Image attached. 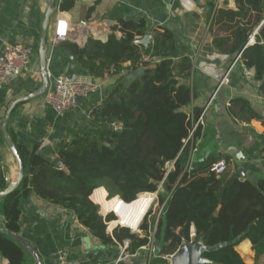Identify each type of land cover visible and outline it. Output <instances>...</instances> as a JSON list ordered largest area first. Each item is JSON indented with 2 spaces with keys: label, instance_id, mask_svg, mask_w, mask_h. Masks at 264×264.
<instances>
[{
  "label": "trees",
  "instance_id": "16d2710c",
  "mask_svg": "<svg viewBox=\"0 0 264 264\" xmlns=\"http://www.w3.org/2000/svg\"><path fill=\"white\" fill-rule=\"evenodd\" d=\"M75 4L76 0H61L60 8L68 12ZM234 4V8L214 13L212 26L221 24L227 34L214 43L222 52L241 55L246 68L255 71L264 95V0H234ZM116 31L123 37L113 33L105 43L89 38L84 48L67 46L92 77L139 68L143 69L141 75L117 81L90 110L93 122L103 127L100 137H73L61 146L53 162L35 155L28 161L21 154L24 180L16 192L0 201L5 228L19 233L20 200L35 191L43 200L73 212L102 243L129 241L127 250L132 254L150 244L149 236L155 230L158 255L171 256L184 242L192 241L194 228L195 240L201 238L210 247L224 245L204 254L212 264H245L239 251L244 242L252 246L253 264H264V177L256 181L242 179L239 173L219 177L212 167L220 158L193 167L192 155L202 126H197L187 144L185 141L202 111L185 112L194 94L182 82L193 68L192 60L177 59L179 52L169 32L153 33L148 47L137 44L146 34L144 22L121 20ZM252 37L255 43L250 45ZM127 63L130 67H124ZM116 125L122 129L116 130ZM58 162L62 168H57ZM169 162H173L172 171L167 168ZM6 187L0 167V192ZM155 193L160 209L154 219L150 209L139 227L141 235L127 228L108 233L107 226L112 230L126 223L131 228L133 216L143 206L140 196ZM100 207L117 219L113 214L104 218ZM0 252L9 264L25 261V249L1 233Z\"/></svg>",
  "mask_w": 264,
  "mask_h": 264
},
{
  "label": "crops",
  "instance_id": "0c3cea01",
  "mask_svg": "<svg viewBox=\"0 0 264 264\" xmlns=\"http://www.w3.org/2000/svg\"><path fill=\"white\" fill-rule=\"evenodd\" d=\"M48 2L0 0V52L6 44L30 46L36 52L34 72L21 76L10 87L0 89V167L7 185L14 181L17 165L5 143L2 121L13 101L34 92L42 84L37 50ZM234 7V0H76L74 7L60 16L68 19L72 27L66 40L52 43L53 26L50 28V89L55 86L56 78L64 76L69 80H90L100 90L80 99L77 106L64 116L44 105L43 97L20 104L8 124L20 153L28 161L35 155L53 162L58 159L61 146L73 137L84 134L100 137L103 127L93 122L90 110L101 103L106 90L117 81L133 80L143 69L135 72L127 69L120 75L95 78L80 65L67 44L84 48L89 38L103 43L113 33L121 38L122 34L116 28L124 20L144 22L146 33L151 36L155 32L171 33L179 52L177 59L187 57L192 60L193 68L182 79L194 94V100L185 112L202 111L198 118L202 136L196 142L192 164L196 167L204 160L220 158L228 161V178L235 175L234 171L250 181L264 177V95L260 90L261 83L255 79V71L246 68L241 55L222 52L214 43L216 38L227 35L221 24L212 26L214 13ZM54 20L55 16L52 24ZM82 21L88 26H83ZM130 65L127 63L124 67ZM225 77L228 83L223 84ZM142 207L144 209L145 205ZM0 217L4 218L1 224L5 227L1 205ZM135 223L131 222V229L140 225L136 227ZM18 225V234L38 251L43 264H55L60 258L83 264H171L167 256L153 254L147 247L133 254L128 250L123 252L129 241L123 244L115 241L113 245L102 243L80 224L73 212L43 200L35 191L20 200ZM124 228H129L126 223ZM108 233L112 235L113 232ZM243 248L247 249L246 253L242 251L243 255L246 254L252 262L251 244L244 242L239 251ZM24 254L23 264H36L30 253L25 250ZM0 264H9L1 252Z\"/></svg>",
  "mask_w": 264,
  "mask_h": 264
},
{
  "label": "built area",
  "instance_id": "2783aa9c",
  "mask_svg": "<svg viewBox=\"0 0 264 264\" xmlns=\"http://www.w3.org/2000/svg\"><path fill=\"white\" fill-rule=\"evenodd\" d=\"M61 0H58V11L55 15L54 23L52 24L51 32L52 36L51 42L58 44L60 39L67 37L70 33L72 27L68 19L60 17L63 13L60 8ZM264 21L262 22V25ZM61 26L65 27L64 31H61ZM123 35H121V38ZM255 43L254 37L249 41V44L252 45ZM36 62V52L34 48L26 45H12L6 44L4 49L0 52V89L10 87L16 80L21 76L30 74L34 72V64ZM115 70H112V72ZM223 84L228 83V78L225 77L222 81ZM100 90V87L94 82L87 79H75L69 80L64 76H60L55 79V86L48 90L46 95L43 97L44 105L54 109L59 116H64L68 111L72 110L78 104V99H84L89 97L92 94L97 93ZM200 124V120L194 126L189 138L185 141L187 144L193 137L197 126ZM116 130H121V125L114 126ZM228 163L225 160H220L215 163L212 167V172L217 176L221 177L228 173ZM233 174H236L234 171ZM155 199L158 198V193L151 194ZM152 206V205H151ZM148 209L146 215L151 209ZM145 215V216H146ZM145 218V217H144ZM143 218V220H144ZM143 222V221H142ZM142 224V223H141ZM140 231H138L139 233ZM155 230L151 232L149 236L150 244L146 246L149 248L151 253L156 254L157 248L155 247L154 239ZM191 240L194 241L196 238V232L194 228L191 229L190 234ZM129 247V242H126L123 247V252H125ZM144 247V248H146ZM63 254V252H60ZM171 257V256H170ZM55 264H83L79 261L73 260L68 261L64 258H60L59 261Z\"/></svg>",
  "mask_w": 264,
  "mask_h": 264
},
{
  "label": "water",
  "instance_id": "95a60500",
  "mask_svg": "<svg viewBox=\"0 0 264 264\" xmlns=\"http://www.w3.org/2000/svg\"><path fill=\"white\" fill-rule=\"evenodd\" d=\"M57 11H58V0H49L47 10H46L43 23H42V30H41L40 40H39V45H38V50H37V59H38V65H39L40 75L42 79V84L34 92L28 95L22 96L16 99L15 101H13L8 106L4 119L2 121V134H3L5 143L9 151L11 152L16 162L17 174H16L14 181L9 183L7 187L2 192H0V201H3L5 198L9 197L14 192H16L21 186L24 180V177H25V165H24L21 153L9 133L8 124H9V121L11 119V116L14 110L20 104L42 98L46 95V93L50 89V77H49V72H48L49 35H50V28L52 25V21ZM82 25L88 26V23L86 21H82ZM112 31H114V29H112ZM88 35H91V33L88 32ZM66 38L67 37L61 38L60 42L65 41ZM151 40H152V36L149 33H146L144 38L137 41V44L148 47L149 44L151 43ZM86 43L87 41H85V44ZM79 102H80V99H78V103ZM62 166L63 164L61 162H58L57 168H62ZM193 167H195V165H193ZM167 168L169 171H172L173 162H169L167 164ZM241 176H242V179H244V175L242 174ZM100 214L103 215L102 212ZM114 216L116 217V215ZM3 222H4V218L0 217V233L5 235L8 238H11L12 240L16 241L19 245H21L28 253H30L35 258L36 264H43V260L40 254L38 253V251L20 234L13 233L9 231L8 229H6L1 224ZM222 248H224V245H216L213 247L207 246L203 243L201 238H197L194 241L184 242L182 247L178 251H176L173 255H171L170 263L171 264H212V261L204 257V254L213 253Z\"/></svg>",
  "mask_w": 264,
  "mask_h": 264
},
{
  "label": "rangeland",
  "instance_id": "374dc122",
  "mask_svg": "<svg viewBox=\"0 0 264 264\" xmlns=\"http://www.w3.org/2000/svg\"><path fill=\"white\" fill-rule=\"evenodd\" d=\"M145 196H153V195H147V194H145V195H143L142 196V198L144 199V203H143V205H145V207L148 205L147 203V200H146V197ZM145 197V198H144ZM154 197V196H153ZM153 201H154V198L152 199V201H151V203H150V205H149V207H148V209L150 208V206H151V209H153V212H154V215L151 217V219H154V218H157V214H158V212H159V209H160V207H159V203H158V198L157 199H155V201H154V203H153ZM153 203V204H152ZM96 204V203H95ZM98 205V204H97ZM142 209H143V207L141 208V210H140V212L138 213V215H140L141 217L143 216V217H145V215H146V213H147V211H146V213H142ZM102 212V210H101V207H100V213ZM102 216L104 217V218H106L108 215H110V214H113V215H115L114 213H109V214H104L103 212H102ZM116 219H117V216H116ZM109 224V223H108ZM117 228H122V227H120V226H116ZM117 228H115V229H117ZM127 229H129V228H127ZM107 230L109 231V232H113V230H114V228L112 229V230H110L109 229V226H107ZM129 231H131V233H134V234H137V235H141L140 234V232L138 233V232H133L132 230H129ZM246 248H243V250H241L240 249V251H241V254L243 255L244 253H246ZM244 253H243V252ZM244 256V259H245V264H253L252 262H250L248 259H247V257H246V254L245 255H243ZM169 259H170V256H167Z\"/></svg>",
  "mask_w": 264,
  "mask_h": 264
},
{
  "label": "bare ground",
  "instance_id": "6f19581e",
  "mask_svg": "<svg viewBox=\"0 0 264 264\" xmlns=\"http://www.w3.org/2000/svg\"><path fill=\"white\" fill-rule=\"evenodd\" d=\"M95 27V26H94ZM64 28L65 27H62L61 26V31H64ZM87 31H89V30H87ZM146 197V200H147V206L146 207H144V209H143V213H146V211L148 210V207H149V205H150V203H151V201H152V199L154 198L153 196H145ZM144 197V198H145ZM142 219H143V216L141 217L140 215H134L133 216V218H132V220H131V222H136L135 224H136V227H137V225L142 221ZM130 230H132L133 232H138L139 231V226L137 227V229H131L130 228Z\"/></svg>",
  "mask_w": 264,
  "mask_h": 264
}]
</instances>
